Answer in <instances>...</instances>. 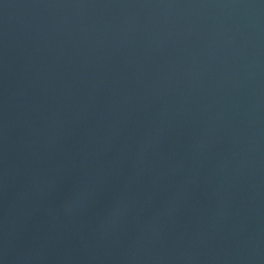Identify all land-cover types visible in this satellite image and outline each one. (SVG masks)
I'll return each mask as SVG.
<instances>
[{"label": "water", "instance_id": "water-1", "mask_svg": "<svg viewBox=\"0 0 264 264\" xmlns=\"http://www.w3.org/2000/svg\"><path fill=\"white\" fill-rule=\"evenodd\" d=\"M0 264H264V0H0Z\"/></svg>", "mask_w": 264, "mask_h": 264}]
</instances>
